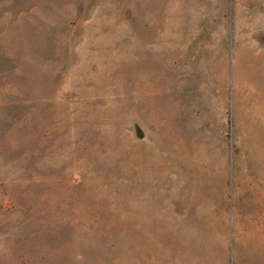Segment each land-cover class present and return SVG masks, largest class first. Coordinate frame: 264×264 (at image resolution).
Masks as SVG:
<instances>
[{
    "label": "rangeland",
    "instance_id": "1",
    "mask_svg": "<svg viewBox=\"0 0 264 264\" xmlns=\"http://www.w3.org/2000/svg\"><path fill=\"white\" fill-rule=\"evenodd\" d=\"M263 51L264 0H0V264H264Z\"/></svg>",
    "mask_w": 264,
    "mask_h": 264
},
{
    "label": "bare ground",
    "instance_id": "2",
    "mask_svg": "<svg viewBox=\"0 0 264 264\" xmlns=\"http://www.w3.org/2000/svg\"><path fill=\"white\" fill-rule=\"evenodd\" d=\"M253 47H255V46H253ZM263 52H264V51H263ZM256 55H257V54H256ZM259 61H260V59H259ZM260 62H261V61H260ZM249 65H250V64H249ZM255 65H256V64H255ZM255 65H254V67H255ZM256 66L258 67V65H256ZM259 68H260V67H259ZM253 71H254V70H253ZM260 72H261V71H260ZM251 73H252V72H251ZM261 74H262V73H261ZM262 75H263V74H262ZM262 75H261V76H262ZM246 78H247V76H246ZM246 78H245V80H247ZM263 85H264V84H263ZM263 182H264V181H263ZM263 182H262V183H263Z\"/></svg>",
    "mask_w": 264,
    "mask_h": 264
},
{
    "label": "water",
    "instance_id": "3",
    "mask_svg": "<svg viewBox=\"0 0 264 264\" xmlns=\"http://www.w3.org/2000/svg\"><path fill=\"white\" fill-rule=\"evenodd\" d=\"M140 135V134H139Z\"/></svg>",
    "mask_w": 264,
    "mask_h": 264
}]
</instances>
